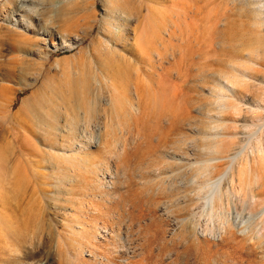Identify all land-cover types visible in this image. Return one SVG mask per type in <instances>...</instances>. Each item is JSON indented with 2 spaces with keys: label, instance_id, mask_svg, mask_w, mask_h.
Here are the masks:
<instances>
[{
  "label": "rangeland",
  "instance_id": "rangeland-1",
  "mask_svg": "<svg viewBox=\"0 0 264 264\" xmlns=\"http://www.w3.org/2000/svg\"><path fill=\"white\" fill-rule=\"evenodd\" d=\"M4 1L0 26L40 39L51 29L47 18L39 35L8 24ZM116 1L67 9L77 28L66 43L79 39L46 37L36 81L24 36L12 37L20 48L0 43V264L30 252L46 258L30 264H264V228H252L264 204V0H126L121 13ZM87 92L97 112L70 134L71 103ZM237 153L235 170L248 161L258 176L253 212L203 209L207 172L178 179L189 186L178 207L155 184L168 166L188 173ZM92 159L99 170L83 165Z\"/></svg>",
  "mask_w": 264,
  "mask_h": 264
},
{
  "label": "bare ground",
  "instance_id": "bare-ground-1",
  "mask_svg": "<svg viewBox=\"0 0 264 264\" xmlns=\"http://www.w3.org/2000/svg\"><path fill=\"white\" fill-rule=\"evenodd\" d=\"M5 1H4V3H5ZM8 2L10 5H12L13 8L9 12L6 13L7 16L4 14L2 17V19L4 21H6L8 24H13V26L18 25L19 27L23 28L25 30V32L28 31L30 33H33V35H39V32H40L39 24H40L41 19L47 18L51 23V27H50L51 29H47L46 31L43 30L44 36L41 39L40 38H34L32 36H28V35H26V33H23L24 31L17 32L16 29H14V28L0 26V43H1V46L4 44V45H7L13 49V48L17 47V45L19 44L17 42V39L12 38L13 35L24 36L23 37L24 43H26L30 47V51H32L31 53L35 57H37V61H34V63H33L34 65L32 64L33 69H34L32 79L34 81H36V79L42 74L43 69L46 65V62L49 60V56H50L51 52H53V50L48 49V47L45 43L46 37H49L51 39V41H53V42L56 40L55 38H59L60 42H64V46H72L73 44L77 43V40L79 39V37H74V40H75V38H76V40L73 42V44L66 43V41H67L66 35H67V32L73 31V30H75V28H77V24H75V22L70 21V19H69L70 17L68 18L69 14L67 12L70 13L69 8H71V7L72 8L78 7V4H79L78 0H29V2H25L24 0H7L6 3L8 4ZM116 5H118V2L116 0H106V3H105L106 8L110 7V10H111ZM130 6H131V4L129 2H127L126 0H123V5L121 6L122 8L119 10L120 13H121V11H125ZM67 9H69V10L67 11ZM21 12H22V15L17 14V13H21ZM91 30H92V28H91ZM24 46H26V45L24 44ZM20 47H22V46L20 45L19 48ZM1 55H2V53H1ZM29 65L31 66V64L27 63L25 67L30 68ZM51 66L53 68H55L56 72L62 71V67H61L62 63L59 60L54 61ZM35 67H37V68H35ZM22 71H23V69L19 72L17 77L18 76H20V77L25 76V72L23 71L24 73H22ZM6 76H8V75L6 74ZM31 83L27 82L25 84V86H28ZM72 93H74V92H71V94ZM74 96H75V94H74ZM73 97L70 96V98H72V99H73ZM27 100H29V99H27ZM27 100L25 99V101L23 102L22 105L27 104L28 103ZM63 100H65L64 97H63ZM70 103L71 102H69V104ZM71 104H73L74 111H75V112L73 111L71 113H74L75 115L71 119L65 120L63 126H65L66 128H68V130H70V134H74V131L77 130L76 129V125L78 124L77 122L79 120H83V119L85 120V122L88 119V122H89V120L92 118V116L95 115V113L97 112L96 108H97L98 104H97V101H95V98L91 99V94H89L88 92L86 94H83V98L81 100L76 98L74 100V102H72ZM237 104L239 105V103H237ZM65 106H67V105H65ZM233 106H234L233 104H228L225 107L232 108ZM67 108H66V111H67ZM64 111H65V109H64ZM75 135H77V134H75ZM222 147L223 146H222L221 142L217 143L215 145L216 151L217 150L220 151V149ZM239 152H241V151H239ZM238 155L239 154L237 153L234 156L229 157V160L227 159L228 161H226L225 163L222 161H218L215 164H212L210 166V168H209L210 164H208L209 160L207 161V159H205V160L199 159L198 162L196 160L197 165L198 164L199 165L196 166L195 169L190 170V172H188V173L185 171H181V170L176 171L173 168H168L169 167L168 166V167H166V170H169V174H165L164 176H162V178H159L158 180H156L157 182L155 184L159 185L161 183L160 186L166 188V189H164L163 192H166L167 193L166 195H167V197L170 198V201L178 207V203H179L178 198L175 199L174 197L178 196L182 191L186 192L187 190H189V186H186L185 184L183 185V188H179L178 183H177L178 179L180 181H185L188 183L190 178H192L193 176H196V175L201 174L203 172H207L206 178H205V180H203L204 184L200 185L198 188V191H197V193H199V194L202 192L200 194L199 198L201 199V206L203 207V209L209 207L210 208L209 210L212 211L213 214H215L214 216L218 217L221 220L224 218H227L228 215L233 213V212L237 215H239L244 210H247L249 213L253 212L257 207L256 206L257 200H256V193L252 191L251 184H253L252 183L253 180L257 179L258 176H255V174H253L251 164H250V162L247 163L248 161L246 162V164L244 165L245 167L242 170H239V169L237 171L235 170V166H234L233 162L239 157ZM87 156L85 155L84 158H87ZM93 161H94L93 159L91 161L85 160V161H83V165L87 168H90L91 170H99V169H97V167H95V169H94L93 166L95 165V162H93ZM224 164H225V167L221 168L220 166L224 165ZM15 167L17 168V166H15ZM18 169H19V167H18ZM18 169H15V171L17 173L19 172V171H17ZM105 170L108 172L109 168L105 167L104 171ZM109 174L111 175V173H109ZM225 180H227L229 182L230 186L223 188L222 183ZM257 181H259V180L257 179ZM163 184H164V186H163ZM94 187H95V185H94ZM157 189L163 190V188H161V187H159ZM257 199L259 200V198H257ZM261 199H263V198H261ZM262 203H263V201H262ZM174 205H173V207H176ZM182 209H183V207H182ZM258 213H259L261 219H260V221L258 219L259 222L255 223V225L252 228L253 229L255 228L257 233H260L261 230L264 228V204L262 205V207L260 208ZM43 221H41V223H43V225H44L45 222H43ZM38 225H39V223L37 224V226ZM41 226H42V224H40V227ZM34 227H35V230H33V231H35V234L38 235L39 233L37 234V232H39L40 229L37 228L36 226H34ZM245 227L246 226H242L240 228V230H244ZM46 229L48 230L47 227H46ZM46 229L44 231L47 232ZM51 229L54 231V228L50 227V230L48 231L49 234L51 233ZM41 231L43 233V228ZM41 231H40V234H41ZM256 231H255V233H256ZM46 232H44V233H46ZM30 234H31V232L29 233V235ZM30 237H31V235H30ZM262 237L264 238V233H260L259 238H262ZM38 238L39 237H37V239ZM33 241L35 243V240H33ZM29 247H32V246H29ZM38 247H39V244H38ZM33 248H35V247L33 246ZM17 249H18L17 247L14 248V250H17ZM38 251H40V250L38 249ZM43 253H44V251H43ZM41 254H42V252L41 253L40 252H35V253L32 252L31 253L30 252L28 255L26 254L27 256L25 257V258L28 257V259L18 258V260H15V261L13 260L14 262L12 264H30L33 261L34 262L35 261L36 262L37 261H44L46 258H44ZM1 261H3V260H1ZM6 261H7V259H6Z\"/></svg>",
  "mask_w": 264,
  "mask_h": 264
}]
</instances>
